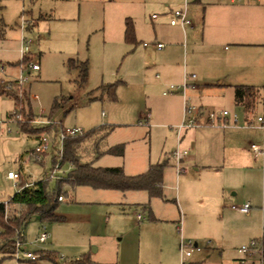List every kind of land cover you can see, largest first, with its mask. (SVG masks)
I'll return each mask as SVG.
<instances>
[{
  "label": "rangeland",
  "instance_id": "1",
  "mask_svg": "<svg viewBox=\"0 0 264 264\" xmlns=\"http://www.w3.org/2000/svg\"><path fill=\"white\" fill-rule=\"evenodd\" d=\"M188 1L195 27L184 36L169 24L172 13L184 8V0H0V66L6 70L0 79H28L21 88L7 92L17 95L16 105L9 96H0V117L16 112L21 115L18 122L26 123L30 131L28 135L23 133L17 122L9 125L11 133L0 135V203H7L24 181L35 183L50 178L53 160L61 149L56 136L63 127H80L85 132L99 126L114 128L98 151L125 143V157L103 155L94 163L97 167L124 166L126 174H133L143 164L147 167L149 162H168L164 181L168 201L149 200L143 191L125 195L89 187L68 190L57 210L63 220L46 223L49 237L45 242L39 241L43 225L37 215L26 228L24 251L33 252L37 260H26L20 254L0 264H57L41 259V252L52 254L58 264H69L82 256L96 264H182L180 245L193 250L192 257L183 264H235L246 258L238 253L243 245L263 237L264 158H255L250 146L261 145L264 133L246 127V117L256 120L264 116L263 106L258 100L254 113L245 117L243 109L235 104L232 88L218 85V76L230 72L231 60L224 53L230 45L215 33L218 23L228 19L229 13L218 6ZM22 18L30 21L23 34L19 27ZM127 23L134 29V45L125 40ZM23 39L30 42L24 64L20 53ZM157 42L166 48L157 51ZM70 59L75 60L74 68L69 67ZM255 61L243 57L239 66L246 70L248 63ZM29 63L38 64L40 71L26 69ZM82 63H88L84 83L80 80ZM163 66L176 75L184 66L189 73L204 75L203 81L197 80L200 92L189 99L192 105L240 115L237 125L230 124L225 132L229 146L250 153L249 167L236 169L227 163L226 169L212 175L224 182L227 176L239 174L238 199L245 198L252 204L250 218L224 210L241 206L229 201L233 190L227 191L224 199L201 201L199 197L187 198L182 184L181 209L171 158L177 146L175 128L180 122L168 118L177 108L172 97L163 96L164 88L155 78L157 74L164 78ZM111 84L118 85L117 102L111 101L108 90L99 89ZM35 95L38 100L33 99ZM56 101L61 108L54 111ZM40 109L44 110L42 120L52 124L43 128L50 136V146L38 161L30 153L42 133L35 130L40 129L35 124ZM148 113L152 118L140 125ZM88 147L85 161L95 153L93 146ZM61 170L66 175L70 166L65 164ZM187 170L194 174L192 168ZM9 172L21 178L9 180ZM56 186V178L48 181L49 191ZM145 205L150 210H144ZM137 214L143 216L141 223L136 220ZM255 259L253 255L247 262Z\"/></svg>",
  "mask_w": 264,
  "mask_h": 264
},
{
  "label": "crops",
  "instance_id": "2",
  "mask_svg": "<svg viewBox=\"0 0 264 264\" xmlns=\"http://www.w3.org/2000/svg\"><path fill=\"white\" fill-rule=\"evenodd\" d=\"M202 2H204L208 6L221 7L224 11L228 12L230 15L228 19H224V21L219 22L216 27L215 35L217 36V38L230 45V49L225 47L226 52L224 51V53H226L227 59L231 60V62H229L230 63L229 66L231 67L230 72L218 76V80H217L218 85L220 87L226 86L232 88L233 92H234V87L236 86H254L258 88L264 87V80H262L264 78L263 77L264 62H261L262 59L260 58V57L264 58V0H260V1L248 0L247 2L241 5L219 4L216 2V0H211V1L195 0V3H202ZM184 3L182 5V8L184 6ZM189 4L190 3L188 1V6ZM188 6H187V12H188V17L190 19ZM204 10H206L205 7ZM175 27L178 28L184 36H186L187 31L189 29L193 30L195 26L191 22L189 28L188 26L185 28H181L179 26H175ZM203 31H205V28ZM144 48H149V47H144ZM165 48L166 47H164V49ZM163 50H157V51H163ZM243 57L253 60L257 59V61L249 62L248 63L249 65L246 67V70H244L243 68H241V66H239V61ZM165 68L167 67L163 66L164 78L163 77L161 78L159 74H157L155 78L160 81V85L164 88L163 96L172 97L173 98L172 102H174L177 108V110H175L174 108V112H172L174 113V115L169 114L168 118L169 119L172 118V120L175 123L180 122L181 124V121L183 120V116H184L185 101L186 100L189 101V99L191 100V98H193L195 94L200 92L199 91L200 85L198 84L197 80L198 78H202L203 81L204 75L196 76L195 79L190 78L188 82V88L186 89L185 93H183L182 91H176L172 95H164V92L168 90L169 85L172 84L180 85L184 82L186 75L189 76L196 75L194 73H189L185 66L182 73L181 74L178 73L177 75L175 74V71L165 70ZM38 71H32V72H38ZM208 86L209 85H206V87ZM199 107H201L205 111H215L212 109L208 110L203 105H200ZM244 115L246 117V114ZM151 118H152L151 113H148L147 117H145L142 121H140L139 124L144 125L145 123H148ZM246 119H250V117H246ZM228 128L229 126L215 127V128L212 127L191 128L183 131L180 135V138L178 137L175 128L177 146H176V150L171 154L172 156L171 158L173 160L172 161L173 167L175 168L177 173V182L179 185V191L176 193V196L178 198L181 209H183V204L180 196L181 194L180 186H182V184H185L184 186L185 196L187 198H192L195 200L197 199V197H199L201 201H210L211 199L215 200L221 198L224 199L225 197H227L226 195L227 191L233 190L235 191V193H233L232 197L229 198V201L231 203H238L241 206L247 203L251 205V210L249 214H241L237 212L238 216H241L243 218L251 217L253 211L252 204L250 202H246L244 200L245 198L238 199L240 193V189L238 188L239 186L238 178L240 177L239 174L233 173L232 175L227 176L224 182H221L220 179H217L216 176L214 177L212 175L226 169L227 163H229L232 168H236V169H246L247 167H249L247 164V159H249L248 155L250 153L246 152L245 149L233 148L228 145V138L226 137V132H225V130H227ZM257 129L261 130L259 128ZM262 144L264 145V141ZM176 151L187 152V155L184 157V160L181 162L179 166L180 170L177 167L176 159L173 156ZM125 153H126V144H125ZM124 157L125 154L123 157H118V158H124ZM255 158H262V157L255 156ZM153 164L156 163L149 162L147 167L143 164L139 167L138 170H136L138 172L127 175L135 176L142 174L146 172L149 169V167ZM98 167H103V166H98ZM109 167L124 168V166H109ZM191 168L193 169L194 174H190V172H188L187 169H191ZM165 172L166 169L164 171L163 183L166 180ZM227 180L228 183H226ZM24 183L25 185H32L34 182L24 181ZM164 189H165V183H164ZM128 193L130 192L122 193V194L126 195ZM145 193L147 194V192ZM149 200L151 199L149 198ZM163 200L168 201V199H166L165 196ZM232 207L230 209L225 208L224 210L229 213L236 212L232 209ZM143 208L144 210H146L145 207ZM138 216H141L143 220V216L141 214L136 215V220H138ZM142 220L140 221L138 220V222L141 223ZM43 229H45L46 232V228L44 226ZM190 257H192V255ZM185 259L182 260L181 257L182 264L184 263ZM235 264H239V263L236 262Z\"/></svg>",
  "mask_w": 264,
  "mask_h": 264
},
{
  "label": "trees",
  "instance_id": "3",
  "mask_svg": "<svg viewBox=\"0 0 264 264\" xmlns=\"http://www.w3.org/2000/svg\"><path fill=\"white\" fill-rule=\"evenodd\" d=\"M125 40L128 44H136L134 29L127 23ZM25 61V59H24ZM23 61V63H24ZM75 60H69V67L74 68ZM80 69V80H86L88 63H82ZM0 79V96L7 95L15 103L18 102L16 94L9 95ZM99 89L108 90V95L112 102H117V84L103 85ZM234 99L237 107L243 109V113L250 115L254 113L255 105L258 100L262 103L264 110V87L236 86L234 87ZM61 108L58 101L55 102L54 111ZM52 111V114L54 113ZM21 116V115H20ZM18 122V121H17ZM18 128L25 134H30L26 123L18 122ZM114 128L110 126H99L81 137L68 138L63 145V155L61 166L68 164L70 170L65 176L56 178L57 186L53 192L48 190V181L40 180L26 186L21 183L18 191L10 198L7 203H0V262L13 258L16 253L17 243L25 244V231L33 216L37 215L43 226L46 223L61 222L63 217L57 214L59 204L65 201L68 190H75L78 187H89L94 190L119 191L122 193L144 191L150 199H164V171L168 162L156 163L139 175L129 176L123 167H97L94 165L103 155L123 157L125 154V144H119L108 148L105 151H98L101 143L110 135ZM37 133L44 132L43 128L35 129ZM91 144V145H90ZM88 146H93L95 153L88 158ZM84 147L87 148L85 152ZM93 151V150H92ZM57 158L53 163L56 164ZM62 198V200H60ZM150 209L149 205L144 206ZM264 255V234L262 237ZM24 250V249H23ZM40 258H48L58 264L56 258L50 254L41 253ZM69 264H96L90 261L87 256L71 261Z\"/></svg>",
  "mask_w": 264,
  "mask_h": 264
},
{
  "label": "built area",
  "instance_id": "4",
  "mask_svg": "<svg viewBox=\"0 0 264 264\" xmlns=\"http://www.w3.org/2000/svg\"><path fill=\"white\" fill-rule=\"evenodd\" d=\"M203 1H211V0H203ZM248 0H216L219 4H230V5H241ZM260 1V0H258ZM187 6H188V0H185L184 8L180 10H176L173 13V17L170 21V25L175 27L179 26L181 28H185L187 26L191 25V21L188 17L187 12ZM153 19H156V16L154 15L152 17ZM30 25V21H26L22 18L21 24H20V30L22 34L25 32L27 27ZM24 44H22V47L20 49L21 56L23 57V61L26 58L27 54L30 51V42H25V39L22 40ZM144 47H148L149 45L147 43L143 44ZM165 47L162 43H156L154 48L157 50H163ZM24 64V63H23ZM26 69H30L31 71H38L40 70V66L38 64L29 63L28 65H25ZM6 70L4 66H0V77L2 75H5ZM196 78V75H186L184 82L180 85H169L168 90L164 92V95H172L176 91H182L185 93L186 89L188 88V82L189 79ZM28 82L27 78L19 77L18 79H15L13 81H5L3 83L5 90L7 92H11L15 88H21L24 84ZM34 100H38V97L35 95L33 96ZM44 110H39V117L35 121V124L40 125V128H44L48 125H51L52 122L49 120H42L45 117L43 116ZM21 116L18 115L16 112L9 114L8 116L2 118L0 117V135L5 133H11V129L9 128L10 124H16L18 120H20ZM240 115L238 113L231 114L227 110H215V111H205L201 107H196L195 105H192L188 100L185 101V108H184V116L181 124L176 127L177 135L180 138V135L183 131L191 128H202V127H226L232 125H237L239 122ZM246 127H255L259 128L264 133V116H259L256 120L246 119ZM86 132L81 129L80 127H75L72 129H64V127L59 131V134H57L56 138L59 137V140L61 142V149L58 151V158L56 161V164L53 166L52 172L50 177L51 178H59V176L62 173V176L65 174L62 172V166H61V160L63 155V145L66 139L68 138H76L81 137ZM50 136L46 132H42L37 137V145L34 150L30 153L31 158H35L36 160L40 161L42 159V156L46 154V152L49 149L50 146ZM251 149L256 157H263L264 156V145H251ZM187 155V152H180L176 151L174 153V158L177 162V167L179 168L181 162L184 160V157ZM180 170V168H179ZM7 178L12 181H16L20 179V174L9 172L7 175ZM26 186H32V185H26ZM62 200V198H60ZM232 209L236 212H239L241 214H249L251 210V205L249 203L242 205V206H233ZM138 220H142L141 216H138ZM48 239V234L45 232V229H43L39 241L45 242ZM197 247V246H195ZM180 252L182 260L185 258H188L192 255L193 250H186L184 248V245H180ZM238 253L240 255L246 256L244 259L239 260V264H249L247 262V259L252 257L253 255H256V259L250 264H264V255H263V242L262 238L258 240H252L249 244L243 245L239 250ZM22 254V257L29 261H35L37 260V256L33 252H26L23 250V245L21 243H17L16 245V253L15 256L18 257Z\"/></svg>",
  "mask_w": 264,
  "mask_h": 264
},
{
  "label": "water",
  "instance_id": "5",
  "mask_svg": "<svg viewBox=\"0 0 264 264\" xmlns=\"http://www.w3.org/2000/svg\"><path fill=\"white\" fill-rule=\"evenodd\" d=\"M197 246V245H196Z\"/></svg>",
  "mask_w": 264,
  "mask_h": 264
}]
</instances>
